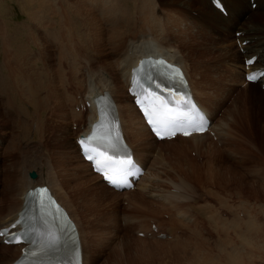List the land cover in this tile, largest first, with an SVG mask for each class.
<instances>
[{
  "label": "bare ground",
  "instance_id": "obj_1",
  "mask_svg": "<svg viewBox=\"0 0 264 264\" xmlns=\"http://www.w3.org/2000/svg\"><path fill=\"white\" fill-rule=\"evenodd\" d=\"M26 1L29 2L28 8L20 6V10L28 15L29 26H22L19 37L9 34L5 28L7 23L0 21V71H5V75L0 72V91L9 92L10 96L8 92L6 96L10 99L5 103L13 107L18 119L24 118V122H17L21 129L19 136L22 139L30 138L24 148L34 149L39 141L35 143L31 140L39 136L43 145L39 142L38 147L42 148L43 155L40 159H34L33 166H29L32 159L28 162L27 166L39 168L35 172V179L28 176L29 172V180L24 179L26 175L23 173L21 178H16L13 171L12 177L6 182L4 195L0 199V227L8 225L16 217L29 188L48 184L77 223L82 264H97L96 261L94 263L96 258H92L91 244L97 241L95 224L101 221L110 227L117 217H112L114 212L110 208L104 209L107 215L95 217L87 203L95 199L109 206L115 199L125 195L129 196L128 201L125 199L126 203L141 209L145 195H150L148 185L143 186V180L147 177L151 182L155 180L149 172V153L153 160L151 164L162 167H169L165 163L166 156L174 157L177 170L183 173L184 180L182 183H178L179 179L170 183L172 191L169 193L176 202L171 206L173 210H159L162 217L167 216V220L161 219L164 222L157 220L156 223L150 218L152 221L149 226L139 227L137 223L139 217L144 221L143 215L127 212L118 214L120 231L135 229L134 233L142 231L145 236L155 238L149 241L146 237L133 235L140 243L161 245L169 241L173 244L178 239L176 233L178 236L183 234L178 230L186 231L191 238L204 239L198 231L206 234L213 232V226H223L219 221L220 215L224 216L221 208H226L232 214L236 212L223 204L222 195H227L229 186L235 187L237 193L247 199L264 197L261 186L244 184V176L264 164V90L260 82H245L243 71L244 59L250 55H258L254 67L264 66V0H254V9L251 8L250 0H222L226 15L216 10L210 0ZM46 3L49 6L43 5ZM208 27L216 30L214 39L220 42L223 36L217 37L220 30L216 27L224 30L225 35L233 37L230 40L233 56L229 57L231 54L225 52L229 61H218L216 58L213 61L211 52L208 51L207 56L206 50L200 51L201 41L209 36ZM237 31L241 32L239 36L235 35ZM237 39L249 40L243 45V52L237 46ZM102 40L104 42L101 45ZM20 49L23 58L19 59ZM148 52L160 53L183 66L194 97L211 117L207 132L187 137L175 136L169 140H157L150 134L126 92L131 66ZM108 57L113 59L109 61ZM238 90L240 94H235ZM108 93L118 106L125 138L137 160L145 167L144 174L135 182L133 190L119 192L108 186L100 175L92 171L90 163L83 160L75 143L76 137L87 127L86 124L97 119L95 103L98 97ZM13 98L15 103H12ZM87 101L90 106L83 110ZM77 107L80 109L77 110ZM38 114L44 115V119L47 117L45 128L48 135L49 130H53V141L42 139L45 131L40 133V123L34 119ZM71 137L73 144H70ZM155 149L158 150L157 156L156 152L153 153ZM187 151H194L202 162L197 165L186 160L184 156ZM223 153L227 159L231 157L239 163L241 173L222 164L219 155ZM2 189L3 184L0 192ZM191 189L203 192L206 202L203 200L198 205L194 201L186 205L185 209L180 203L192 200L187 194ZM207 199L212 201V205ZM239 214L243 215L241 212ZM243 220H246V216ZM164 224L165 228L162 226ZM153 225L157 226V232L151 230ZM230 225L233 228L239 226L237 223ZM161 232H166L171 238L157 240ZM212 235L223 241L220 232L217 237L214 232ZM120 238L115 246L119 245ZM217 243L222 245L221 242ZM21 247L22 244L6 245L0 239V264L12 262L20 254ZM124 247L131 246L125 243ZM112 248L108 262L113 256ZM223 254L226 255L225 252Z\"/></svg>",
  "mask_w": 264,
  "mask_h": 264
},
{
  "label": "rangeland",
  "instance_id": "obj_2",
  "mask_svg": "<svg viewBox=\"0 0 264 264\" xmlns=\"http://www.w3.org/2000/svg\"><path fill=\"white\" fill-rule=\"evenodd\" d=\"M28 4L29 2L26 0H0V21L4 20V22L7 23L5 25V28L8 30L9 34L12 33L13 35H16V37H19L21 33L20 31L22 30V26L24 27H27V25L29 26L28 24L29 22L27 21L28 15L25 14V12L22 13V11L20 10V6L27 7ZM43 5L49 6L48 3ZM16 28L18 31L16 30ZM216 28L220 30L219 32H217V37L223 36L221 38L222 41L220 42L214 39L216 38L214 35L216 33V30L213 27L212 28L208 27L207 33L210 37L204 36L206 37V40H202L203 42L201 41L200 47L202 48H200V51L205 52L206 50L207 53L205 54L206 55L208 54L207 56H209V52H211L210 58L213 61H216L215 58L218 61L220 60L226 61L225 59L229 61L230 58H226L227 56L225 55V52L227 53V55L231 54V56L229 57L233 56L232 55L233 46L232 43L230 42V40L233 39V37L232 36L229 37L225 35L226 32L224 30H221L220 27H216ZM209 33H211L212 35ZM224 37L225 39H223ZM105 39H107V37H105ZM104 40L100 42L101 45L103 44ZM8 45L9 44H7V46ZM19 55H20L19 59L23 58L21 49L19 50ZM219 56L220 57L222 56L224 58L221 59L222 57L220 58ZM212 57L214 59H212ZM111 59L113 58L108 57L109 61ZM3 73L5 75V71H3L2 74ZM7 92L8 91H6V93ZM6 93L4 92L2 93L0 91V189H1V184H3V189L0 192V199L4 195L6 182L10 177H12L13 173L14 172L16 173L15 174L16 178H21L23 173V175H26L24 176V179L26 178V180H29L27 178V173L31 170H34L37 173V171L39 170L38 167H29V166H33L32 162L35 161L34 159H40V157L43 155L42 148L40 146L38 147V143L40 142L39 136L38 139L32 138L33 140H31L34 141L35 143L37 142V140L39 141L36 143V147L38 148L34 147V149H29V150L24 148L25 146H27V143L30 141L29 140L30 138L28 137V139H22L19 136L21 132V129H19L20 125L19 126L17 125V122L20 123L24 122V118L22 120L18 119L17 114L13 111L14 110L13 107L12 106L9 107L8 104L5 103L10 99V97L8 98L6 96ZM238 93L240 94L239 90L235 94ZM228 97L225 99V101L228 99ZM77 99H79V97H77ZM15 102L16 101L13 98L12 103ZM227 103H229V101ZM218 114L220 115V113H217L216 115ZM36 116H34V119H36L38 123H40L39 126L40 133L42 132L41 134H43V132L45 131L44 136H42V139L46 141H53L52 140L53 137H51L53 130L52 129L49 130V135L48 132H46L45 127L47 126L48 123L47 117L44 119V115H40V114ZM75 126L76 125H74V127ZM73 129L76 130V128ZM65 134L60 136L63 137L65 136ZM18 140L19 142H17ZM72 140L73 137H71L70 144H73ZM39 144L41 145L42 143L40 142ZM48 144L50 143L48 142ZM204 144L205 146L208 147L207 142H205ZM68 151L70 153V150ZM155 152L157 156L158 150L155 149L153 153ZM150 156L151 155L149 153V155L147 156L149 172L151 176L155 178V180L151 182L149 180L150 179L149 177L145 179L143 178L144 179L143 186L148 185L150 195H145V199H144L145 203L143 207H141V209H138V206L133 207L134 204L131 205L129 204V202L126 203V201H128L129 199V196H125V195L120 196L121 198L118 197L117 199H115L113 203L109 204V206H106L105 203H101L95 199H92V202L87 203V205L91 209L92 215H94L95 217L107 215L106 211L104 210L105 208H110V211L114 212L112 217L114 216L117 217L113 219V221L110 223L111 224L110 227L109 224H103L101 221L96 222L95 225L97 227V232H96L97 241L96 244L95 242L94 243L91 242V244L93 245L92 258L94 259L96 258L94 260V263L96 261L97 264H207V263L264 264V197L254 200L247 199L246 196L238 194L236 188L233 186L228 187L227 195L223 194L222 198H223V204L227 207L232 208L236 212L232 214L229 213V211L226 208H221L222 209L221 212L222 214H224V216L220 215L219 221L223 223V226L222 227L213 226L211 228V231H213L216 234V237L219 232L222 234L223 241L219 240L218 237L217 239H215L212 235L213 232L206 233L207 234L206 235L204 231L202 232L198 231L203 235L202 237L204 239H201L195 237L191 238L190 236H187L186 231L178 230L180 232H183V234L181 236H178L176 233L178 239L175 240L176 241L174 242L175 244L174 243L171 244L168 241L161 245H154L149 243H140L138 242L137 237L133 236L135 235L143 238L146 237V239H148L149 241L155 239L150 235L145 236V233L142 231L139 233L136 232L134 233L133 230L135 229L133 230L123 229V231H120L119 230L120 226L118 225V214L121 212L132 213L135 215L137 214L143 215V217H145L144 221L143 218L139 217L140 221L138 220L137 226L145 227V225L146 226L150 225L149 223L150 221H152L149 220L150 218H153L154 219L153 222L156 223L157 220L160 221L167 220V216L165 218L162 217L160 215L161 212H159V210L162 209L164 212H166L165 210L168 209L173 210L171 209V206L176 201H173V199L170 196L169 192L172 191V184L170 183H175L178 181V179H179L178 183H182V181L184 180V175L182 172H178L177 160L174 159V157L166 156L165 163H168L169 167H162L159 164L156 165L151 164L153 160L150 158ZM219 157L224 166L229 165L231 166L232 169L236 170L235 171L236 173H241L240 169L238 168L239 163L237 161H234L233 158L231 159V157H228L227 159L225 153H223L221 156L219 155ZM184 158L188 161L194 162L197 165L202 162L201 157L200 156L198 157L194 151H190L189 153L187 151ZM30 161L31 163H29V166H27L28 162ZM258 162L260 163V161ZM261 168H263L264 170V164L263 167L261 166L253 170L251 174L244 176V184L249 183L253 186H261L264 192V173L263 170H261ZM148 181L149 184L151 185L147 184ZM15 184L16 187H18L17 182H15ZM187 194L190 198L192 197L191 198L192 200H189V203L186 202H184V204L180 203V205H183L184 206L183 208L185 209H186V205L192 204L194 201L198 202V205H201L203 203V200L206 199L205 195H203V192L195 189L194 191L193 189H191V191L189 190ZM151 198L155 200H151ZM208 198H212V196L211 197L209 196ZM207 201H209L210 204L212 205V201L210 199H207ZM223 209L226 210V212ZM239 212L243 213L244 216L242 214H239ZM238 214L240 216H238ZM245 216H246V220H243ZM231 223L239 224L238 228L236 227L233 228L230 225ZM162 226H164L165 228V224ZM126 231H128V233H126ZM120 237H125V238L121 239ZM118 238H120L119 245L115 246L118 244ZM166 238L170 239L171 236L168 234ZM166 238L164 239L158 238L157 240H165ZM217 241L221 242L222 245L217 243ZM125 243L129 244L131 247H124ZM111 248H112L113 256L109 259L108 262V254ZM223 252H225L226 255L223 254ZM98 253H101V255L98 256L97 255ZM96 255L98 256V258Z\"/></svg>",
  "mask_w": 264,
  "mask_h": 264
},
{
  "label": "snow or ice",
  "instance_id": "obj_3",
  "mask_svg": "<svg viewBox=\"0 0 264 264\" xmlns=\"http://www.w3.org/2000/svg\"><path fill=\"white\" fill-rule=\"evenodd\" d=\"M249 60L247 63H252ZM149 64L152 68L163 67L167 69L165 75L169 82H175L186 86L183 73L179 68L168 65L163 60L142 61L138 66L136 73L145 72L144 65ZM144 79L156 89L167 91L169 98H165L158 92L153 91L151 87L141 83L138 76L134 75L133 83L139 88L137 103L140 105L148 125L152 132L160 138H172L177 132L184 136H191L193 133L204 132L206 130V120L200 110L191 102L189 96L179 94L174 88L163 89L161 84L156 82L150 72H147ZM248 80H255L256 75L251 74ZM107 96L101 98L102 106L98 107L99 121L93 125V131L84 137H81L78 143L86 160L93 165L95 172L101 174L103 179L116 188L131 187L130 177H138L141 170L133 161L127 146L122 143V137L115 122H107L106 117L109 114V105L104 101ZM27 196L34 201L40 209L53 208L57 214L61 209L51 199L47 188L31 190ZM33 218L26 213H21L20 217L11 225V228L20 226V231L12 232L10 229L0 230V237H7L4 240L9 244H22L28 242L36 245L31 250L25 249V256L31 257L18 260L16 264H46L44 257H48V264L51 262V253L59 251L62 246L61 237L52 231L41 232L32 223ZM73 244L76 241L73 237ZM78 248L72 250L73 257L76 256ZM73 264H79L74 259Z\"/></svg>",
  "mask_w": 264,
  "mask_h": 264
},
{
  "label": "water",
  "instance_id": "obj_4",
  "mask_svg": "<svg viewBox=\"0 0 264 264\" xmlns=\"http://www.w3.org/2000/svg\"><path fill=\"white\" fill-rule=\"evenodd\" d=\"M35 175H36V174H35L34 171L30 172V176H31V177H35Z\"/></svg>",
  "mask_w": 264,
  "mask_h": 264
}]
</instances>
